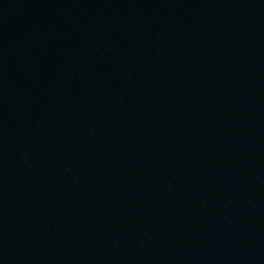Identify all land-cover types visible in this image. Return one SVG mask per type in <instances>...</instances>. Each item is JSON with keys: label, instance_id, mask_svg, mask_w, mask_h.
Masks as SVG:
<instances>
[{"label": "water", "instance_id": "1", "mask_svg": "<svg viewBox=\"0 0 264 264\" xmlns=\"http://www.w3.org/2000/svg\"><path fill=\"white\" fill-rule=\"evenodd\" d=\"M0 264H264V0H0Z\"/></svg>", "mask_w": 264, "mask_h": 264}]
</instances>
